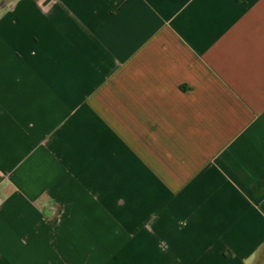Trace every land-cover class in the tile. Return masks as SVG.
<instances>
[{"label": "crops", "instance_id": "1", "mask_svg": "<svg viewBox=\"0 0 264 264\" xmlns=\"http://www.w3.org/2000/svg\"><path fill=\"white\" fill-rule=\"evenodd\" d=\"M0 264H264V0H0Z\"/></svg>", "mask_w": 264, "mask_h": 264}]
</instances>
